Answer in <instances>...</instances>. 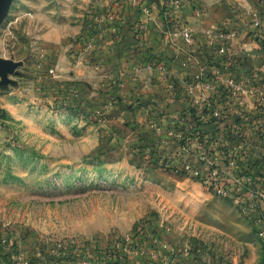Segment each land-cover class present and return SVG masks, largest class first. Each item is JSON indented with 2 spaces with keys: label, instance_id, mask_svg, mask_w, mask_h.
Listing matches in <instances>:
<instances>
[{
  "label": "rangeland",
  "instance_id": "rangeland-1",
  "mask_svg": "<svg viewBox=\"0 0 264 264\" xmlns=\"http://www.w3.org/2000/svg\"><path fill=\"white\" fill-rule=\"evenodd\" d=\"M188 2L214 35L236 29L238 43L255 40L248 30L264 18V0ZM102 10V0H11L0 22V264H264V155L256 146L249 158L246 141L264 139L258 102L245 115L253 127L239 116L233 131H194L187 115L185 129L174 124L182 112L119 101L108 83L85 80ZM229 53L233 62L214 73L255 75L263 90L264 45L254 59L238 46ZM187 131L194 136L179 143ZM175 155L216 159L228 193Z\"/></svg>",
  "mask_w": 264,
  "mask_h": 264
},
{
  "label": "crops",
  "instance_id": "crops-1",
  "mask_svg": "<svg viewBox=\"0 0 264 264\" xmlns=\"http://www.w3.org/2000/svg\"><path fill=\"white\" fill-rule=\"evenodd\" d=\"M183 2L184 7L179 14L164 19L162 0H102L104 11L98 25L99 36L93 35L86 56L88 73L92 75L90 80H85L91 83L96 79L94 77H98L109 84L111 93H115L119 101L140 99L148 103L147 108L162 109L169 115L186 111L193 107L195 101L204 102L209 96L216 95L218 92L213 86L196 82L209 69L203 57H211L219 46H224L228 52L233 46H238L247 51L245 59H254L259 43L253 39L238 43L239 34L234 28L224 36L214 35V31L207 28L210 23L203 22L204 14L201 19H195L185 9L188 0ZM110 10L115 16H109ZM176 21L183 27H189L191 44L184 43L180 33L175 31L173 23ZM209 70L214 72L216 69ZM253 76L224 75V78L235 79V87L231 89L234 91L232 113L240 116L244 127L255 125V121L247 120L245 115H254V102L257 103L259 97L264 98V89L254 90L256 79ZM242 98L247 100L244 106L238 105ZM262 122L263 119L259 121ZM246 141L249 158L257 157L254 152L256 146H260L259 155H264V139L258 141L249 133Z\"/></svg>",
  "mask_w": 264,
  "mask_h": 264
},
{
  "label": "built area",
  "instance_id": "built-area-1",
  "mask_svg": "<svg viewBox=\"0 0 264 264\" xmlns=\"http://www.w3.org/2000/svg\"><path fill=\"white\" fill-rule=\"evenodd\" d=\"M162 3H163V5H162L163 7H166V9L172 8V9H174V11L175 10L179 11V9L182 7V0H166V1H162ZM109 16L113 17L115 15L110 13ZM163 17L165 19H169V15H167L166 13H164ZM100 19L101 18L99 17L98 22ZM261 19H262V17L260 18V20L253 19L252 26L261 30L260 36L264 40V22ZM179 31H180L179 32L180 37L182 38L184 43H186L187 45L191 44L192 43L191 32L185 27H181ZM234 34L235 33H233V35ZM137 35H138V31H137ZM219 36H224V35L220 34ZM215 52H217L218 55H224L226 53H229L224 46H219ZM226 62H227L226 63L227 66H228L233 61L230 58ZM215 75H216V77L211 80L212 84H207L203 81H199V82H202L205 85L213 86L214 88L217 89L218 93L216 95H214L213 97H211L210 101H208V98L204 102L195 101L193 104V107H191V108L196 109V114L199 116V120L202 121L203 123L207 122L209 119V116L206 113H204V111H203L204 106H205V108H207L211 111V114L213 115V117L216 120L221 117V114L226 115V117L229 116V114L232 111L231 106H229V104H222L221 102H219V99H221V98L222 99H228L231 102H233L234 91H232L231 89H233L235 87V83H234L235 79L233 77L224 78V75H222L221 73H218V72H216ZM222 83L229 86V89H227L226 92H224V90L222 89V91L225 94L222 91H219L217 88V86H220ZM237 91L238 90L236 89L235 92H237ZM262 97H259V101H258L257 111L259 114H260V110L264 109V98H262ZM246 103H247L246 98L245 99L242 98V99H240V101H238V104H246ZM185 115H186L185 111H183L181 115L177 116L178 117L176 119L177 122L174 120L175 125H178L179 127H184L181 129L186 128L185 125H183V121H185V119H189ZM261 119H263V122L260 123L259 125H260V127H263L264 126V116ZM216 120H214V122L212 124L215 127L217 126ZM187 125L194 126L195 124H194V121L191 119V121ZM235 127H236V125L233 124V128H235ZM180 135L182 136V133H180ZM184 142H186V141L184 140ZM179 150H180V148H178L176 150V152H179ZM177 156L182 157L180 155H175L174 157H172V160L174 163H176L175 157H177ZM183 159L184 160L180 161L181 163L177 162L175 165L176 166L180 165V167L186 173L190 172L195 177H200V179H202L204 181L206 186L208 188L213 189L216 193H218L220 195H224V194L228 193L227 184H228L229 179L225 178L226 173L223 170V168L217 164L216 159H210L209 161H206V160L204 161V159H201L197 156H191L190 158L187 157V158H183ZM201 177H203V178H201ZM149 236L150 235H148V237ZM40 259H42V257ZM40 259H39L38 264H56L54 262L41 263ZM30 261H31V259H27V258L25 259V257H21V256H13L12 261L10 260V262L20 263V264H30L31 263ZM99 264H107L105 257H100Z\"/></svg>",
  "mask_w": 264,
  "mask_h": 264
},
{
  "label": "trees",
  "instance_id": "trees-1",
  "mask_svg": "<svg viewBox=\"0 0 264 264\" xmlns=\"http://www.w3.org/2000/svg\"><path fill=\"white\" fill-rule=\"evenodd\" d=\"M162 1H166V0H162ZM163 13H168V9H166V7L162 8ZM111 14H114L111 12ZM264 22V19H261ZM252 29L248 30L249 35L254 34L253 36L255 37V40H257L259 42V44H261L262 46L264 45V40L261 38V30H259L258 28H255L251 25ZM233 58V56L230 53H226L224 55H218L217 52H215L211 57L208 56H204L203 57V61L204 64L207 68H216L217 66H221L224 62H226L228 59ZM209 69H207V71H205L203 73V76L199 79H197L196 82L199 81H203L207 84H212L211 79L215 78L216 75L213 71H210ZM212 72V73H210ZM218 90L222 91L220 86H217ZM223 92V91H222ZM224 93V92H223ZM225 94V93H224ZM219 102H221L222 104H228L230 103L229 101H227V99H219ZM204 113H206L209 116V119L207 122L203 123L202 121L199 120V116L196 114V109L195 108H189L188 110L185 111V114L187 116H189V118H192V120L194 121V131H201L203 130V126L207 125V126H211L213 128V122L214 120H216L213 115L211 114V111L207 108H205L204 106ZM260 116L263 117L264 116V109L260 110ZM217 121V126L216 129L220 130L221 128H227L228 131H233V124L234 123H238L240 121L239 116L238 115H234L231 114L229 116L226 117V115L221 114V117L219 119L216 120ZM183 131V130H182ZM189 136H194L193 133H191L190 131H187L186 133L183 132L182 135V140L179 141V143H182V141L185 140L186 137ZM232 138V137H231ZM213 143V142H211ZM205 150V149H203ZM210 155V154H207Z\"/></svg>",
  "mask_w": 264,
  "mask_h": 264
},
{
  "label": "water",
  "instance_id": "water-1",
  "mask_svg": "<svg viewBox=\"0 0 264 264\" xmlns=\"http://www.w3.org/2000/svg\"><path fill=\"white\" fill-rule=\"evenodd\" d=\"M10 4H11V0H0V22L6 15Z\"/></svg>",
  "mask_w": 264,
  "mask_h": 264
}]
</instances>
